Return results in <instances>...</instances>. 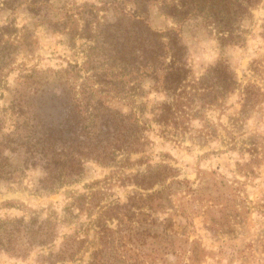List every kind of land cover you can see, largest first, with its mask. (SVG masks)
I'll use <instances>...</instances> for the list:
<instances>
[{
  "label": "rangeland",
  "instance_id": "1",
  "mask_svg": "<svg viewBox=\"0 0 264 264\" xmlns=\"http://www.w3.org/2000/svg\"><path fill=\"white\" fill-rule=\"evenodd\" d=\"M2 1L0 30L10 15ZM86 1L94 0H51L43 11L53 17L81 10ZM130 7L112 4L107 15L127 22ZM13 17L16 26L30 29L34 47L16 52L19 67L5 77L0 126L13 127L10 100L18 93L35 124L69 131L74 145L86 151L101 148L95 147L97 139L107 146L114 129L109 127L107 135L104 124L113 125L118 113L129 114L132 107L137 115L144 113L148 129L142 152L118 151L110 165L85 160L77 180L53 194L36 189L39 162L27 167L22 154L0 145V156L15 170L13 178L0 181V203L15 201L0 208V218L21 222L12 234L0 231V264H264V0L234 33L238 44L223 43L201 18L177 26L191 68L187 91L192 100L181 98L176 114L182 127L154 121L153 108L169 97L150 77L144 81L148 95L131 102L133 83H123L130 76H121V61L106 59L110 51L97 57L102 64L97 71L107 73L110 83L94 85L93 77L86 82L104 98L92 122L94 114L83 110L80 93L83 77L92 75L83 69L87 43L77 39L74 45L67 32H53L52 24L38 21L25 5ZM150 20L155 28L173 24L157 9ZM220 63L237 78L228 92L208 86L216 81ZM142 102L143 110L136 107ZM135 175L156 183L136 185Z\"/></svg>",
  "mask_w": 264,
  "mask_h": 264
},
{
  "label": "trees",
  "instance_id": "2",
  "mask_svg": "<svg viewBox=\"0 0 264 264\" xmlns=\"http://www.w3.org/2000/svg\"><path fill=\"white\" fill-rule=\"evenodd\" d=\"M49 1L51 0H4L1 2L5 9L10 10V15L8 22L0 30V99L5 97V77L19 67L14 64L16 52L24 48L32 52L34 47L30 38V29L19 28L15 25L16 18L11 19V15L16 14V11L25 5L38 21L52 24L53 32H67L74 45L77 39L87 43L83 69L87 72L92 71V75L83 77L84 80L81 83L83 88L80 93L83 110L94 114L92 122L96 118L95 110L100 109L104 98L101 91L92 87L88 88L86 82L93 77L94 85L101 82L110 83L105 78L107 73L97 71L98 66L102 65L98 58H101L102 54H109L110 51L106 59L114 58L115 61H121V76H130L129 80H123V83H133L129 95L132 103H138L135 97L141 99L148 95L149 92L145 90L144 84L146 77H150L156 84V89L164 91L169 97L158 102L152 110L154 121L164 127L171 124L182 127L183 125L181 126L176 120L181 104L179 100L185 96L188 97V101L192 100V96L188 95H192V92L187 91L189 74H191L188 63L189 53L188 49L182 46V32L177 26L185 24L189 19L201 18L205 24H210L211 28L221 35L223 43L238 44L241 43L240 36H236L238 39L235 42L234 33L239 32L242 22L245 18L252 16V9L261 2V0H94L86 1L81 10H68L50 17L48 12L43 11L44 3ZM98 3L101 5L98 6ZM112 4H119L121 8L131 6L132 16L127 22L116 23L109 18L107 11ZM155 9L173 24L171 26L164 24L162 28H155L150 22ZM102 10L105 11L104 14H101ZM22 30H24L23 33H21ZM6 35L7 38H5ZM80 70L81 68L78 70L79 73H81ZM214 72H216L214 76L216 81L208 86L225 92L235 88L238 83L237 78L228 64H218ZM112 83L118 84L117 81ZM124 91L123 85L118 93H124ZM10 101L11 116L16 115V118L12 123L13 127L8 128L9 130H5L4 124L0 126V145H4L14 153L22 154V161L27 167L30 163H40L42 176L36 188L40 194H53L66 183L76 181L84 170L85 160L93 159L104 165H110L116 160L118 151L134 153L145 149L148 121L141 118L144 113L137 115L133 107L129 114L118 113V117L115 116L114 126L109 125L108 120L104 124L103 128L107 129L104 130L105 134L108 135L111 127L114 129V135L109 142L107 141V146L104 143L101 145L102 140L97 139L98 143L95 147L101 148H89L86 151L74 145L75 138L70 136L69 131L66 133L60 128L58 133L53 128L48 127L47 130L35 124V115L26 112L22 95L17 93ZM139 106L143 110L146 102L136 107ZM82 126L84 128L85 125L82 124ZM72 132L75 131L72 130ZM14 173L15 170L9 168L8 159L0 156V181L10 180ZM135 176L137 178L139 175ZM154 183H156L154 180L147 181L146 177L136 180V185L144 188H149ZM74 199H76L74 202L77 201V198ZM74 202H68V206L75 205ZM14 203L13 200L3 201L0 203V208L11 207ZM43 224L40 223L39 228H43ZM4 228L8 234H12V228L13 232L20 230L21 222H3L0 218V231ZM9 239L11 242V238ZM46 242L47 240H44L42 243ZM42 257L46 256L42 255ZM47 258L52 263L51 254ZM59 259L55 261L53 259V261L56 262ZM94 259L95 257L92 259L93 262Z\"/></svg>",
  "mask_w": 264,
  "mask_h": 264
}]
</instances>
